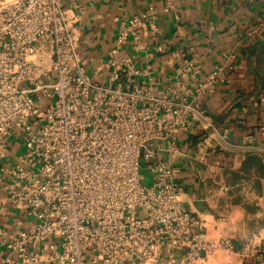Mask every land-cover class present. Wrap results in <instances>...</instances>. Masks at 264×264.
Returning a JSON list of instances; mask_svg holds the SVG:
<instances>
[{
  "label": "built area",
  "instance_id": "2783aa9c",
  "mask_svg": "<svg viewBox=\"0 0 264 264\" xmlns=\"http://www.w3.org/2000/svg\"><path fill=\"white\" fill-rule=\"evenodd\" d=\"M157 11L122 21L98 79L79 52L80 13L62 0H0V212L31 219L0 231L1 264L207 260L206 222L186 206L180 167L159 155L181 152L180 134L197 121L213 127L204 99L228 82L236 53L203 78L200 61L185 59L161 85L152 61L164 45L143 40Z\"/></svg>",
  "mask_w": 264,
  "mask_h": 264
},
{
  "label": "crops",
  "instance_id": "0c3cea01",
  "mask_svg": "<svg viewBox=\"0 0 264 264\" xmlns=\"http://www.w3.org/2000/svg\"><path fill=\"white\" fill-rule=\"evenodd\" d=\"M62 1L81 14L79 52L94 78H103L95 70L107 71L103 63L122 21L150 7L158 10V27L151 39L147 22L143 40L164 45L152 61L161 85L173 84L170 77L185 59L200 61L203 78L235 51L237 66L227 69L228 82L204 99L213 127L197 121L193 132L180 134L181 152L159 157L180 167L186 206L206 222L211 249L203 264H264V0H170L168 11V0ZM30 220L10 206L0 212V231L11 235ZM50 243L38 246L42 259ZM166 262L182 264L181 253Z\"/></svg>",
  "mask_w": 264,
  "mask_h": 264
},
{
  "label": "rangeland",
  "instance_id": "374dc122",
  "mask_svg": "<svg viewBox=\"0 0 264 264\" xmlns=\"http://www.w3.org/2000/svg\"><path fill=\"white\" fill-rule=\"evenodd\" d=\"M142 176H143V181L146 184H150L151 183V174L149 173V171L147 170V168L145 166H143L142 170H141Z\"/></svg>",
  "mask_w": 264,
  "mask_h": 264
}]
</instances>
